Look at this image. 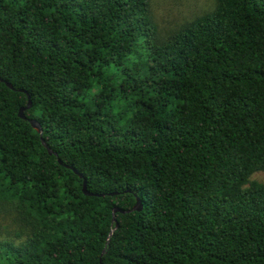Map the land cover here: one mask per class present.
Instances as JSON below:
<instances>
[{
    "label": "trees",
    "instance_id": "trees-1",
    "mask_svg": "<svg viewBox=\"0 0 264 264\" xmlns=\"http://www.w3.org/2000/svg\"><path fill=\"white\" fill-rule=\"evenodd\" d=\"M261 172L264 0H0V264H264Z\"/></svg>",
    "mask_w": 264,
    "mask_h": 264
},
{
    "label": "rangeland",
    "instance_id": "rangeland-1",
    "mask_svg": "<svg viewBox=\"0 0 264 264\" xmlns=\"http://www.w3.org/2000/svg\"><path fill=\"white\" fill-rule=\"evenodd\" d=\"M152 2L155 19L162 30L171 29L213 5V0H152ZM252 178L264 181V172L253 174Z\"/></svg>",
    "mask_w": 264,
    "mask_h": 264
},
{
    "label": "water",
    "instance_id": "water-1",
    "mask_svg": "<svg viewBox=\"0 0 264 264\" xmlns=\"http://www.w3.org/2000/svg\"><path fill=\"white\" fill-rule=\"evenodd\" d=\"M4 82L6 83V85H7L8 87L12 88V86H11V84H10L9 82H7V81H4ZM28 97H29V96H28ZM30 105H31V102H30V99H28V103H27V105H26L25 107H20V108H19L18 115H19L20 118L28 120L29 123L31 124V126H32V127H33V128H34V129L40 134V136H41V135H42V128H41L40 124L38 123V121H37L36 119H34V118H28V117H26V115L23 113L24 109L28 108ZM41 143H42V145L47 149V151H48L50 154L53 153V151H52V150L50 149V147L45 143V141H44V139H43L42 137H41ZM54 154L56 155V153H54ZM58 161L60 162L59 159H58ZM69 167L73 169V167H71V166H69ZM73 170H74V169H73ZM74 171H75V170H74ZM75 172L78 173L79 176L82 177V174H81V173H79V172H77V171H75ZM83 192H84V194H87V195H91V194H92L91 192L87 191V189H86V180H85V179H83ZM141 207H142V205H141V201H140V199L137 197V198H136V202H135V204H134L131 208H129V209H121V208H119V207H114V208H113V211H112V222L114 223V226H112L111 229L109 230V233H108L107 238H106V241H107L106 244H108V242L110 241V238H111V236H112L114 230H115V229L117 228V226H118L117 220H116V218H115V213H116V212L126 213V212H131V211H139V210L141 209ZM103 253H105V248H104L103 251H102V254H103Z\"/></svg>",
    "mask_w": 264,
    "mask_h": 264
}]
</instances>
